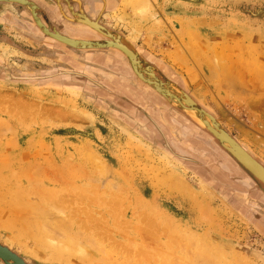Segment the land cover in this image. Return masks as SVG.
Returning <instances> with one entry per match:
<instances>
[{"label":"rangeland","instance_id":"374dc122","mask_svg":"<svg viewBox=\"0 0 264 264\" xmlns=\"http://www.w3.org/2000/svg\"><path fill=\"white\" fill-rule=\"evenodd\" d=\"M79 1L264 165V0ZM50 39L0 2V243L27 264H264L263 183L132 67L146 104L116 89L110 47Z\"/></svg>","mask_w":264,"mask_h":264},{"label":"water","instance_id":"95a60500","mask_svg":"<svg viewBox=\"0 0 264 264\" xmlns=\"http://www.w3.org/2000/svg\"><path fill=\"white\" fill-rule=\"evenodd\" d=\"M58 4L60 0H55ZM0 2H14L23 5L32 15L36 25L47 36L53 37L66 45L77 49H94V48H117L123 52L133 68L134 73L143 81L148 83L153 89H155L165 99L170 101L175 107L182 110L188 115L199 127L208 131L214 139H216L220 146L229 153L243 168H245L252 176H254L259 182L264 185V165L261 164L255 157L245 149L227 130L223 124L209 112L203 109L197 104L188 94L179 89L177 86L171 83L159 81L155 76L148 74L146 70H141L143 67V60L139 57L137 52L132 48L130 41L107 28L99 25L97 22L89 20L87 17L88 25L95 29L97 32L109 38L110 40L91 42L69 39L64 35H61L55 27L51 26L48 22L49 28H46L38 17V13L47 17L40 12L39 8L30 0H0ZM149 67V66H144ZM148 69V68H146ZM145 74H144V73ZM153 77V79L151 78ZM13 79L17 77L13 76ZM22 79V77H18ZM245 184L249 185L246 181ZM0 261L3 264H27L17 253L12 251L7 246L0 243Z\"/></svg>","mask_w":264,"mask_h":264},{"label":"flooded vegetation","instance_id":"af4514ba","mask_svg":"<svg viewBox=\"0 0 264 264\" xmlns=\"http://www.w3.org/2000/svg\"><path fill=\"white\" fill-rule=\"evenodd\" d=\"M65 3H67V8H70L69 13L68 12H64L62 5L60 6V8L58 7V4L56 1H53L52 3H54L55 6H53V8H55L56 12L60 13V17L62 16V21H67V24H69L70 26H66V27H57V22H54L53 20H51L52 24L54 25L53 27H55V29L61 34L64 35L67 38L70 39H75V40H80V41H91V42H100V41H108V38H104L102 35H100L98 32L96 31H91L92 29H87V25H84L83 23L79 22L78 20H82V18L85 16L87 17L89 20L96 22L94 19H92V17L88 16L86 14V12L84 11V8L82 7L81 1L79 0H63ZM32 2L38 7L39 4L38 2L35 0ZM91 9H96V7L94 8V6H92ZM74 13V14H73ZM50 20L47 18V20L45 19H41L43 25L46 28H49L50 26L48 25V22L50 23ZM54 22V23H53ZM73 23H77L80 26L77 27H71ZM52 26V25H51ZM65 26V25H64ZM62 28V29H61ZM67 29V32H65ZM51 41H53L52 43H62L58 40H53L50 39ZM105 53L103 54H99V56L97 57V59H99L100 65L103 66L104 68L108 69L109 71H113L116 73V75H118L119 79L118 82L120 83V86H115L116 89L118 88L119 90L123 91V94H126L128 92H130L132 94V97L134 99L135 102H133L134 105L138 104V105H142V104H146L147 98H146V94L144 92L145 89L142 88V90H139L137 88V83L135 82V80H133V75L131 74V70L130 68L132 66H130L129 64L126 63L123 55L118 51V50H113L112 48H106L104 49ZM147 62V66L146 67L148 69H146L149 73L152 72V74L155 76V78H157L159 81H161L160 77L155 73V69H154V65L144 59ZM128 65V66H127ZM146 66V65H145ZM76 70V69H75ZM133 70V68H132ZM134 72V71H133ZM64 74L67 73H77V72H63ZM81 77L83 78V80L85 79V81H87V83L93 88H96L97 90H101V91H108V88L106 86H104L103 84L99 85V83L97 81L94 80V78L84 74V73H80L76 74V76L74 77ZM72 77V76H71ZM151 78V77H150ZM153 79V77L151 78ZM95 82V83H94ZM125 92V93H124ZM131 96V95H130ZM132 99V100H133ZM158 102V101H157ZM182 121V120H181ZM181 127V126H180ZM181 132H183L184 135L187 134V132L184 131L183 127ZM188 135V134H187Z\"/></svg>","mask_w":264,"mask_h":264},{"label":"bare ground","instance_id":"6f19581e","mask_svg":"<svg viewBox=\"0 0 264 264\" xmlns=\"http://www.w3.org/2000/svg\"><path fill=\"white\" fill-rule=\"evenodd\" d=\"M43 18L45 19V17H43ZM79 21H80V20H79ZM81 22H82L84 25H87L88 27L91 28V26L88 25L87 20H86L84 17L82 18ZM91 29H93V28H91ZM93 30H95V29H93ZM95 31H96V30H95ZM51 38H53V37H51ZM53 39H55V38H53ZM69 39H70V38H69ZM56 40H57V39H56ZM74 40H75V39H74ZM58 41H59V40H58ZM60 42H61V41H60ZM64 44H65V43H64ZM114 49H117V48H114ZM117 50H118V49H117ZM141 70L144 71V70H146V69H145V68L143 69V68L141 67ZM143 73H144V72H143ZM144 74H145V73H144ZM14 96H15V94H14ZM14 96H12V98H13ZM17 97H19V96H17ZM17 97H16V98H17ZM16 98H15V99H16ZM18 99H23V98L20 96V98H18ZM18 99H17V100H18ZM1 101H2V100H1ZM24 101H25V100H22V101H19V100H18L17 102H19V103H16V102H15V103H16L15 106H16V107H19V108H22V106L24 107V106H25ZM2 102H3V101H2ZM26 102H27V101H26ZM26 102H25V103H26ZM3 103H4V102H3ZM3 103H2V104H3ZM27 103L30 104L29 102H27ZM27 103H26V104H27ZM9 107H11V106H9ZM9 107H8V108H9ZM12 108H13V107H12ZM166 146H168V144H166ZM47 190H49V189H47ZM50 191H51V190H50ZM94 192H95V191H94ZM74 214H75V213H74ZM27 232H28L29 234H32V235H33V232H32V230L30 229V227L27 229Z\"/></svg>","mask_w":264,"mask_h":264}]
</instances>
